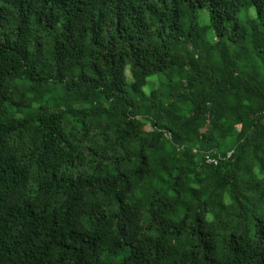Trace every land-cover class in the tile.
I'll return each mask as SVG.
<instances>
[{
    "label": "trees",
    "instance_id": "obj_1",
    "mask_svg": "<svg viewBox=\"0 0 264 264\" xmlns=\"http://www.w3.org/2000/svg\"><path fill=\"white\" fill-rule=\"evenodd\" d=\"M0 264H264V0H0Z\"/></svg>",
    "mask_w": 264,
    "mask_h": 264
},
{
    "label": "built area",
    "instance_id": "obj_2",
    "mask_svg": "<svg viewBox=\"0 0 264 264\" xmlns=\"http://www.w3.org/2000/svg\"><path fill=\"white\" fill-rule=\"evenodd\" d=\"M207 162H208V163H214L212 160H208V159H207ZM214 164H215V163H214Z\"/></svg>",
    "mask_w": 264,
    "mask_h": 264
}]
</instances>
